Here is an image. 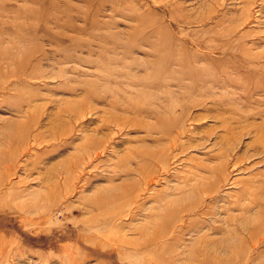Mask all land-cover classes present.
Listing matches in <instances>:
<instances>
[{
  "label": "rangeland",
  "instance_id": "obj_1",
  "mask_svg": "<svg viewBox=\"0 0 264 264\" xmlns=\"http://www.w3.org/2000/svg\"><path fill=\"white\" fill-rule=\"evenodd\" d=\"M0 264H264V0H0Z\"/></svg>",
  "mask_w": 264,
  "mask_h": 264
},
{
  "label": "bare ground",
  "instance_id": "obj_2",
  "mask_svg": "<svg viewBox=\"0 0 264 264\" xmlns=\"http://www.w3.org/2000/svg\"><path fill=\"white\" fill-rule=\"evenodd\" d=\"M191 212H192L191 210H183V213L186 214V215L191 214Z\"/></svg>",
  "mask_w": 264,
  "mask_h": 264
}]
</instances>
